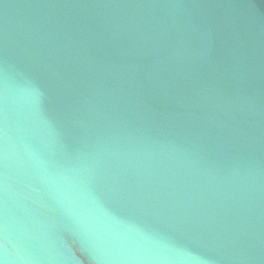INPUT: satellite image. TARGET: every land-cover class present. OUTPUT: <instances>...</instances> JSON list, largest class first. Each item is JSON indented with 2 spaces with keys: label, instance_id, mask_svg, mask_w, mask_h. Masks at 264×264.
Returning a JSON list of instances; mask_svg holds the SVG:
<instances>
[{
  "label": "water",
  "instance_id": "obj_1",
  "mask_svg": "<svg viewBox=\"0 0 264 264\" xmlns=\"http://www.w3.org/2000/svg\"><path fill=\"white\" fill-rule=\"evenodd\" d=\"M0 264H264V0H0Z\"/></svg>",
  "mask_w": 264,
  "mask_h": 264
}]
</instances>
